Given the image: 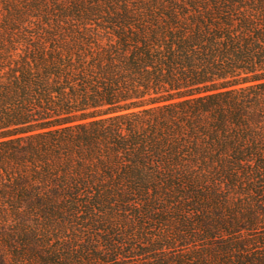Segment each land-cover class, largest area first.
Segmentation results:
<instances>
[{
    "label": "trees",
    "instance_id": "trees-1",
    "mask_svg": "<svg viewBox=\"0 0 264 264\" xmlns=\"http://www.w3.org/2000/svg\"><path fill=\"white\" fill-rule=\"evenodd\" d=\"M185 1L0 0V264H264V2Z\"/></svg>",
    "mask_w": 264,
    "mask_h": 264
},
{
    "label": "rangeland",
    "instance_id": "rangeland-1",
    "mask_svg": "<svg viewBox=\"0 0 264 264\" xmlns=\"http://www.w3.org/2000/svg\"><path fill=\"white\" fill-rule=\"evenodd\" d=\"M194 2V5L190 4V0H186L185 4L183 7H179L177 12L178 14L176 15L178 17V21L176 22V19H173V21L171 22V24L173 25H179V26H174L175 28H184L190 25V23L193 21V16L195 13H200L203 12V14L205 15V0H192ZM228 1H232V0H228ZM246 1H250V0H246ZM258 1V0H257ZM262 2H264V0H262ZM210 4H212V2H210ZM257 4H260L257 3ZM170 8V6H166L164 8H159L157 12H149L147 11V13L143 14L144 19H150L151 21H154L155 19H170L171 17L169 16V12L167 13L168 9ZM260 8V7H258ZM215 9V8H214ZM216 10V9H215ZM193 17V18H192ZM206 18V22H209V19ZM43 25V26H42ZM64 26H59V25H53L50 26L48 23H44V22H40V24H36L33 25L34 29L31 32L32 33V37L30 41H34L31 48L36 49L39 48L38 44L41 45H47L48 48L51 47L52 43L55 42L59 45L63 44V43H69L66 45H76L78 48L84 46L86 48L81 49L80 51L89 49L90 47H94V49L97 47V45L95 44V41H93V39H95L96 35L93 36H87V38H82L83 35V31H80L81 28H79V26H77V24H71V23H64ZM80 27H82L83 30V25H81ZM88 32V34H93L92 30H86ZM99 34H97V36L99 37V41H101L102 43H106L109 40V37H113V32L114 29L112 27H107V28H102L99 27ZM19 51H23V49L25 48V43L23 41H20L19 44ZM88 47V48H87ZM185 60L187 58H184ZM196 61H199V59H197ZM200 62V61H199ZM202 63V62H201ZM203 68V66L201 67ZM182 71H186V78L184 79H180V81L186 82V83H190L192 79L198 78V77H213L210 80H207L204 83H201L199 85L205 84V83H213V82H220L223 81L225 79H231L234 78L235 76H233L232 74H229L227 76V78L224 77H219L217 74H214L213 72H206L205 70H201V71H191V69L186 66L185 68L182 69ZM249 73L242 71L241 75H248ZM146 87L142 86V88L139 90V92H143V90H145ZM166 91L164 90H159L158 92L156 91V87L151 86L147 88V92L145 94L144 97H152V96H156L159 95L160 93H165ZM76 111L70 112V113H75Z\"/></svg>",
    "mask_w": 264,
    "mask_h": 264
}]
</instances>
